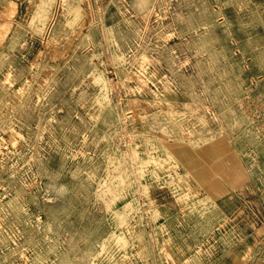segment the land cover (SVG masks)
Here are the masks:
<instances>
[{"label":"rangeland","instance_id":"obj_1","mask_svg":"<svg viewBox=\"0 0 264 264\" xmlns=\"http://www.w3.org/2000/svg\"><path fill=\"white\" fill-rule=\"evenodd\" d=\"M184 144L246 182L211 198ZM250 261L264 0H0V264Z\"/></svg>","mask_w":264,"mask_h":264},{"label":"crops","instance_id":"obj_2","mask_svg":"<svg viewBox=\"0 0 264 264\" xmlns=\"http://www.w3.org/2000/svg\"><path fill=\"white\" fill-rule=\"evenodd\" d=\"M179 156L181 166L189 175L191 180L201 188L207 195L216 200L232 194L241 184L246 182L247 172L231 173L228 176L224 172H216L215 165H219V161L204 160L201 157L192 154L188 156L184 151H195L191 146L184 144L183 146L175 148ZM224 159L221 160L223 165ZM244 174V176L242 175ZM242 175V176H241ZM250 261L246 264H252Z\"/></svg>","mask_w":264,"mask_h":264}]
</instances>
